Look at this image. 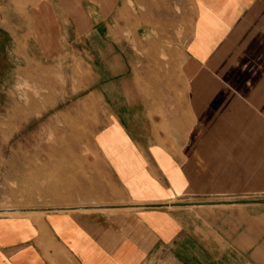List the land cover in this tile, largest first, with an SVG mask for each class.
<instances>
[{
    "label": "crops",
    "instance_id": "0c3cea01",
    "mask_svg": "<svg viewBox=\"0 0 264 264\" xmlns=\"http://www.w3.org/2000/svg\"><path fill=\"white\" fill-rule=\"evenodd\" d=\"M244 1H208L228 3L227 12L202 14L192 49L168 45L177 75H166L164 92L140 91L136 45L92 50L102 62L95 91L106 101L101 147L123 202L0 209L8 213L0 215V264H264V199L246 198L264 195V167L254 171L251 149L248 157H221L224 142L206 146L199 135L213 130L206 122L215 117L244 133L249 147L264 149V0L250 11L241 10ZM75 4L0 0V83L76 59ZM101 14L110 13L101 7ZM110 55L122 90L104 77L113 73ZM153 100L163 101V113ZM183 115L200 117L185 135L177 121Z\"/></svg>",
    "mask_w": 264,
    "mask_h": 264
},
{
    "label": "rangeland",
    "instance_id": "374dc122",
    "mask_svg": "<svg viewBox=\"0 0 264 264\" xmlns=\"http://www.w3.org/2000/svg\"><path fill=\"white\" fill-rule=\"evenodd\" d=\"M74 1L77 31L70 36V42L76 46V59L40 71L34 69L23 80L18 74L10 83H0V209L65 206L106 209L122 203V192L101 147L106 101L95 91L101 84L102 62L92 50L101 45L105 50L108 46L131 50L136 45L140 55L137 66L140 91L164 92L166 75L172 79L177 75L175 58L168 57V45L183 52L192 49L198 41L202 14L215 8L227 12L229 6L208 3L212 0ZM255 1L245 0L241 10H252ZM122 3L125 6L119 9ZM101 7L106 14L110 13L108 19L101 20ZM22 8L23 5L17 12ZM108 60L113 73L104 77L113 82L114 91L122 90V84L116 85V59L110 55ZM129 76H133L131 72ZM117 102L114 101V108ZM153 103L157 111H165L163 101ZM194 118L200 122V117L190 115L177 119L184 135ZM230 120L239 122V117L231 116ZM206 126L213 127L199 134L204 136L206 146H213L208 144L212 139L224 142L219 156L248 157L251 149L254 171L264 167V149L249 147L244 142V133L215 117ZM249 134L253 139L261 138L260 133ZM122 139L128 140L125 135ZM204 149L216 154L218 150ZM242 166L239 162L236 165L237 169ZM246 198L264 199V195Z\"/></svg>",
    "mask_w": 264,
    "mask_h": 264
}]
</instances>
